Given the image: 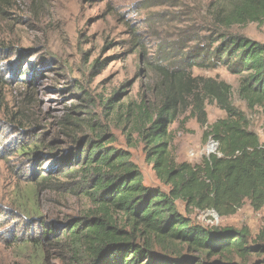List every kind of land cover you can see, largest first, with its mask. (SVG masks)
<instances>
[{"label": "rangeland", "instance_id": "obj_1", "mask_svg": "<svg viewBox=\"0 0 264 264\" xmlns=\"http://www.w3.org/2000/svg\"><path fill=\"white\" fill-rule=\"evenodd\" d=\"M215 1L0 0V264H76L63 234L92 207L74 166L91 137L129 151L146 186L168 192L125 115L159 104L157 88L171 79L163 71H182L193 86L208 78L231 84L233 103L264 141L263 113L239 97L241 75L195 61L223 32L264 43V24L222 28ZM206 111L209 123L227 115L215 102ZM184 118L171 126L172 154L200 163L216 145L203 140L196 118ZM178 209L204 227L248 226L253 237L264 227V208L249 200L224 217L183 202ZM257 260L264 264V255Z\"/></svg>", "mask_w": 264, "mask_h": 264}, {"label": "trees", "instance_id": "obj_2", "mask_svg": "<svg viewBox=\"0 0 264 264\" xmlns=\"http://www.w3.org/2000/svg\"><path fill=\"white\" fill-rule=\"evenodd\" d=\"M213 6L222 28L264 24V0H216ZM217 41L196 63L211 60L241 75L240 99L264 115V43L224 32ZM163 73L165 81L171 79L157 88L159 104L144 102L125 115L137 125L146 160L168 192L146 186L129 151L108 146L104 136L89 138L79 145L74 166L85 177L92 207L66 226V247L76 264H263L257 259L264 255V227L253 237L248 226L192 224L178 202L221 217L235 214L245 200L255 211L263 209L264 141L233 103L231 84L208 78L193 86L182 71ZM207 102H215L226 117L209 123ZM184 114L205 127V142H217L200 163L178 162L171 151V126Z\"/></svg>", "mask_w": 264, "mask_h": 264}, {"label": "built area", "instance_id": "obj_3", "mask_svg": "<svg viewBox=\"0 0 264 264\" xmlns=\"http://www.w3.org/2000/svg\"><path fill=\"white\" fill-rule=\"evenodd\" d=\"M210 141H212V140H210ZM215 145H216V147H215V150L214 151H211V152H215L216 151V149H217V142H215V141H212ZM211 152H209V153H211ZM205 213L206 214H211V215H214V217H217L218 215L214 212V211H212V210H207V211H205Z\"/></svg>", "mask_w": 264, "mask_h": 264}]
</instances>
